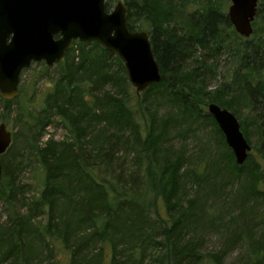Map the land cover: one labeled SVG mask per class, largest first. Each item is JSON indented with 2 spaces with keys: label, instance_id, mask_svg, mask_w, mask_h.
<instances>
[{
  "label": "trees",
  "instance_id": "obj_1",
  "mask_svg": "<svg viewBox=\"0 0 264 264\" xmlns=\"http://www.w3.org/2000/svg\"><path fill=\"white\" fill-rule=\"evenodd\" d=\"M121 1L130 31L149 33L163 81L136 91L132 103L118 57L96 42L72 45L44 107L36 116L29 107L26 119L21 110L20 132L1 158L0 201L12 209L0 224V264H45L46 256L55 264H225L236 250L238 264H264V0L250 38L213 0H108L107 9ZM223 55L234 72L208 91ZM18 100L0 95L9 107ZM162 101L172 115H161ZM210 104L232 112L245 137L256 138L243 166L207 113ZM51 117L71 138L41 145ZM202 123L214 125L217 152L205 147L196 158L186 142L176 149L169 140L196 135ZM18 144L31 151L42 177L22 214L14 209L29 186L16 175ZM211 230H225L218 252L203 248Z\"/></svg>",
  "mask_w": 264,
  "mask_h": 264
},
{
  "label": "water",
  "instance_id": "obj_2",
  "mask_svg": "<svg viewBox=\"0 0 264 264\" xmlns=\"http://www.w3.org/2000/svg\"><path fill=\"white\" fill-rule=\"evenodd\" d=\"M229 20L243 38L254 32L260 0H229ZM108 0H0V95L7 101L19 94L20 77L34 63L59 64L75 42H96L125 65L129 82L138 94L163 81L149 33L132 32L128 8L121 1L107 9ZM208 112L225 136L238 166H243L252 146L238 118L217 104ZM13 134L0 125L1 158L10 149Z\"/></svg>",
  "mask_w": 264,
  "mask_h": 264
},
{
  "label": "rangeland",
  "instance_id": "obj_3",
  "mask_svg": "<svg viewBox=\"0 0 264 264\" xmlns=\"http://www.w3.org/2000/svg\"><path fill=\"white\" fill-rule=\"evenodd\" d=\"M213 3L217 4L221 9H225L228 13L229 7L231 5V2L229 0H213ZM224 3V6L222 5ZM116 3L112 4L111 9H114L116 7ZM194 6L188 7L189 11ZM199 7V6H198ZM141 32V31H137ZM216 68H217V79L209 78L207 81V87L208 91L214 90L221 81V77L223 76H231L234 72L235 62L231 60L229 56L223 55L216 59ZM58 64L54 65L53 67H48L44 62L42 63H34L29 69H26L22 72L20 77V85L19 90L20 94L17 97L19 100L18 102L10 105V107L3 102L0 101V125L6 124L8 131L12 132L13 135L20 132L21 129V123L22 118L19 119V115L21 110H24L25 117L27 118V113L25 110H27L29 107H31V111L33 112L34 116L37 115V113L44 107V101L46 98V94L49 91L48 85L50 84V79H55L59 75V67ZM46 69H48V73L46 72ZM117 69V68H115ZM127 73V72H126ZM127 78L128 75L126 74ZM129 81V78H128ZM130 83V82H129ZM113 94L114 90H110ZM116 91V90H115ZM126 99H131L132 103H136L137 100V93L136 90L132 87L127 92L123 93ZM158 100V99H157ZM154 100L153 102L157 103L159 100ZM160 104L162 107L161 109V115L162 114H169L172 115L173 107L171 104L164 103ZM9 107V108H8ZM207 113L208 109H207ZM173 114H177L175 111ZM206 114V113H205ZM243 118L240 117V120ZM18 120V122H17ZM202 121V120H201ZM200 121V122H201ZM51 124L45 129V137L41 139V145H43L48 138L54 139L56 142H63L69 138H71V134L66 130L65 126L62 124L60 119L58 117H51ZM240 122V121H239ZM198 128V127H197ZM196 135H188L186 137V140H183L180 137H177V134L175 133L172 135L169 140L172 141L173 146L176 149H179L181 145L185 143V148L188 151L189 155H193L196 158L201 154V151L203 148L206 147V149H210L214 153V151H218V148L220 149V137L218 133L215 131L214 125H210L208 123H202L199 127ZM196 129V128H195ZM249 144L253 146L256 142V138L252 136L251 138L247 139ZM19 149V153L16 155V164L15 166H19V172H16V175L18 176V180L21 184H27L29 186L27 188L25 199L19 198V201L17 205L15 206L16 211H18L20 214L26 212V206L28 202H31L32 198L34 197V194L36 193L37 188L40 185L41 180V172L39 170V166L35 161V158L31 151H29L26 147H22V145H17ZM212 153V154H213ZM236 161V160H235ZM126 167L132 168L134 166V155L131 154L128 157ZM132 171V169H131ZM191 193H194L195 189H191ZM231 192V188L227 189L225 191L226 194H229ZM218 208V207H216ZM259 208V216H264V201L260 200L258 203ZM11 207H9L8 203L4 201H0V224H6V222L10 219V211ZM238 213V212H237ZM237 213L234 214V216H237ZM225 217H227V220H229L230 217H228L226 214H224ZM229 215V214H228ZM42 220L40 218L38 221ZM224 228V227H222ZM225 230L221 231H207L203 234L204 237V244L203 248L205 251L210 252H218L221 249L222 244L224 243L222 233H224ZM240 251L236 250L233 253H231L228 258L225 261V264H238L240 261ZM58 254H56L57 257ZM46 260L48 261L45 264H55L54 259H51V257L46 256ZM50 262V263H49Z\"/></svg>",
  "mask_w": 264,
  "mask_h": 264
}]
</instances>
